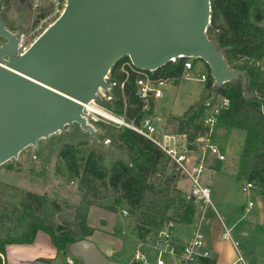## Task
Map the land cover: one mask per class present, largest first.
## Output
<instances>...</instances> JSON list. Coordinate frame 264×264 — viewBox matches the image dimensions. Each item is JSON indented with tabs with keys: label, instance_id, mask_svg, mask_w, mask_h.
I'll list each match as a JSON object with an SVG mask.
<instances>
[{
	"label": "trees",
	"instance_id": "trees-1",
	"mask_svg": "<svg viewBox=\"0 0 264 264\" xmlns=\"http://www.w3.org/2000/svg\"><path fill=\"white\" fill-rule=\"evenodd\" d=\"M4 1L10 3V0ZM211 7L208 34L224 49L228 65L243 70L248 81L245 88L241 80L216 86L206 63L209 68L205 82L207 94L176 116L178 131L187 136L190 147L197 137L208 131L204 116L211 92H214L213 100L217 96L230 98L229 108L218 115L216 125L224 124L244 131L238 177L256 182L264 198V71L261 68L264 63V26L259 24L264 19V0H211ZM127 61L130 59L125 56L112 66L108 81L115 82L113 90L117 99L114 103L118 114H124L139 125L143 118L153 113L154 103L152 100L145 102L139 96L137 80L140 72L124 65ZM183 64L184 58L170 61L151 73L156 78L176 81L183 75ZM112 141L127 150L128 160L118 158L109 168L103 163V154L88 141L65 143L61 147L60 159L67 168L69 181H78L82 200H89L88 204L96 203L103 198L99 194L101 189H112L113 200L107 207L115 213L126 209V217L135 221L139 238L156 235L169 220L191 223L196 206L192 200H186L185 192L177 186L180 179L177 164L163 147L127 126L118 129L117 137ZM2 166H7L10 171L14 169L6 162ZM5 191L17 192L15 199L19 202L0 205V226L14 222L28 225L26 221L30 222L29 227L19 234L2 238L0 264L6 243H32L40 229L49 234L63 264H71L68 261L71 244L94 232V228L87 224L86 211L79 214L81 232L78 236L64 222L55 225L44 216L48 204L60 213L62 206L58 200L49 199L43 193L22 191L0 180V203L5 200ZM199 260L211 263L209 258ZM73 264L82 262L75 258Z\"/></svg>",
	"mask_w": 264,
	"mask_h": 264
},
{
	"label": "water",
	"instance_id": "water-1",
	"mask_svg": "<svg viewBox=\"0 0 264 264\" xmlns=\"http://www.w3.org/2000/svg\"><path fill=\"white\" fill-rule=\"evenodd\" d=\"M211 0H66L24 51L0 9V165L74 122L97 136L84 104L108 90L122 57L156 70L173 57L204 60L216 86L248 78L209 36ZM60 214L59 218H62Z\"/></svg>",
	"mask_w": 264,
	"mask_h": 264
},
{
	"label": "rangeland",
	"instance_id": "rangeland-1",
	"mask_svg": "<svg viewBox=\"0 0 264 264\" xmlns=\"http://www.w3.org/2000/svg\"><path fill=\"white\" fill-rule=\"evenodd\" d=\"M33 3L34 0H10V3L6 4L4 0H0V9L2 7V14L7 20L8 26L18 34L25 35L26 46H29L60 16L66 0H40V7L36 10ZM57 7L60 9L58 12H56ZM40 14H43L40 19L45 18L46 20L43 23L41 21L33 22V20L40 17ZM39 25L41 27L36 29ZM4 40L0 36V44ZM196 61L199 64L194 69L184 73L178 80H170L160 86L162 91L160 96L149 98L154 103L153 113L149 116L157 128L155 136L162 142L165 138H167L166 142H176L174 145L178 150L188 148L193 162L201 155V146L205 142L199 144L195 142L189 147L187 136L178 131L176 116L183 114L192 105L197 104L203 95L206 96L205 94H207L205 81L200 79V73H208L209 68L204 60L196 59ZM213 94L214 92H211L209 99L213 98ZM108 95H111V99H107ZM219 98L220 96H217L214 100L216 101ZM116 99L113 86L110 87L109 84L108 90L99 92L96 103L104 107L109 104V109L118 114V108L114 103ZM94 125L97 136L91 135L89 130L81 128L76 122L66 125L62 130L48 137L40 138L36 145H28L19 153L18 157L8 160L6 163L13 166V170L10 171L7 166L0 167V180L2 182L22 191L43 193L49 199L58 200L62 206L60 213L48 204L44 210V216L55 225L64 222L78 236L81 232L78 226L79 214H82L83 211L87 213L88 207L92 204H105V207L109 209L107 206L113 200V191L110 188H103L99 191L103 198L99 199L98 202L88 204L89 200L83 201L78 181H69L67 168L60 159L61 147L65 143L76 144L79 141H88L103 154V163L108 168L118 158L128 160L127 150L122 149L118 143L112 141L114 137H117L118 129L123 126L120 127L113 122L104 121L95 122ZM210 140L217 144L220 152L225 155V159L220 160L208 150L205 152V169L200 180L202 183H208L211 187V203L193 201L196 204L193 221L191 223L177 222L175 232L189 235L199 226L198 232L202 233L201 240L205 245L207 225L200 224L202 213L209 216H221L230 229L232 237L238 238L240 231L244 230L249 234L248 238L250 240L256 236L254 240H259L258 258H261V264H264V240H260V232L264 231V198L258 190L242 191L241 185L246 181V178L238 177L239 153L244 140V131L228 125L218 124L214 128ZM177 169L179 170L180 179L184 178L180 181L179 186L190 191L192 187L190 178L181 169L178 167ZM5 192V200L0 205L10 206V204L19 202L15 199L18 197L17 192ZM249 199L254 200L255 203L251 212H247L244 208ZM100 213L108 219L107 226L102 230H97L89 238L87 236L79 237L73 244L74 252L83 255L85 257L83 259L87 264H117L118 262L126 264L138 243L143 240L138 236L135 221L127 218L121 210L117 213L118 215L115 214V217L118 218V224L111 231L113 213L110 211ZM60 214L63 215L62 218H59ZM99 216L92 215L91 223L96 225ZM26 222L28 225L14 222L0 226V243L2 238L15 236L27 229L30 221L27 220ZM227 239L229 240V237ZM121 242L123 244L120 250ZM114 248L117 250L115 253H113ZM163 257L170 262L173 260L167 253H164ZM59 259V264H63L62 258ZM70 259L74 262L75 258Z\"/></svg>",
	"mask_w": 264,
	"mask_h": 264
},
{
	"label": "built area",
	"instance_id": "built-area-1",
	"mask_svg": "<svg viewBox=\"0 0 264 264\" xmlns=\"http://www.w3.org/2000/svg\"><path fill=\"white\" fill-rule=\"evenodd\" d=\"M34 9H38L40 7V0H34ZM65 7V3H64ZM63 7V9H64ZM60 9L56 8V12ZM42 16L38 17V19L33 20V22L41 21L43 23L46 19H40ZM41 27L39 25L36 27L38 29ZM20 41V50L24 51L28 46H26V40L24 34H19ZM184 58L183 64V74L187 73L189 70L194 69L199 62L196 61V57L191 56H178L173 57L171 61L175 62L178 59ZM127 64L131 69L138 70L140 72V76L137 80V92L139 96L147 102L150 97H158L162 94L160 86L165 84L167 81L172 79L169 78H156L152 76V70H139L131 63V61L124 62V65ZM261 68L264 71V63L261 64ZM208 78V73L201 72L200 79L206 82ZM110 87L115 84V82H109ZM109 89V87H108ZM107 99H111V95L107 96ZM230 98L225 96H220L216 101L213 99H208L206 101L207 109L204 116V124L208 126V131L205 135L199 136L196 138V143L199 144L201 142H205L201 146V155L195 160V162L191 165L189 160L191 158V153L189 154V149L186 148L184 150H178L175 143L172 142H164L160 141L155 133L157 128L155 124L152 122L150 116H146L142 119L141 124L137 125L133 121L128 120L125 115L116 114L108 107H104L98 105L96 101H92L99 109L91 110L87 106L88 104H84L83 115L87 119V122L91 123L93 126L95 122H113L117 126H127L130 127L146 137L152 139L159 145L163 147V149L172 157V159L176 162L177 167L182 170V172L190 178L192 182V187L189 192L185 193L186 200H198L205 203H211V188L209 185L201 182L200 177L202 172L205 169L204 159L205 152L208 150L211 154L217 156L220 160L225 159V155L220 152L219 147L214 142H211L210 136L212 135L214 128L217 123V117L222 112V110L229 108L230 106ZM241 189L244 192H250L252 189L258 190L260 192V186L254 182L246 179L244 183L241 185ZM254 200L249 199L245 203V209L249 211L254 206ZM122 213L126 216L128 215V211L126 209H122ZM203 218H205L203 216ZM175 221L169 220L166 222L164 228L158 230L157 234L150 237H145L141 242L138 243V246L132 252L128 262L126 264H171L168 260L164 259L163 254L167 253L175 260V264H186L187 262L199 260L200 258H210L211 253L203 248L202 243V233L196 232L194 236H192L185 243L176 245L172 242V229L175 226ZM227 236H230L229 232L225 233ZM154 238L156 242L152 246V250L147 248L146 242L150 239ZM68 261L73 264L72 259H68ZM231 264H247L244 256L237 250L236 260Z\"/></svg>",
	"mask_w": 264,
	"mask_h": 264
},
{
	"label": "crops",
	"instance_id": "crops-1",
	"mask_svg": "<svg viewBox=\"0 0 264 264\" xmlns=\"http://www.w3.org/2000/svg\"><path fill=\"white\" fill-rule=\"evenodd\" d=\"M263 21L264 19L259 22V24L262 26H264ZM263 61H264V57H263ZM166 139L167 138H165L164 140ZM194 162L191 161L190 158L189 163L192 165ZM183 179L184 178L178 181L177 186L185 193H187L189 192V190L183 189L182 187L179 186L180 181ZM204 184L209 185L208 183H204ZM251 209L249 211H247L246 209L245 210L247 212H251ZM102 211H110L113 213V220L111 222V231H113L114 227L117 226L118 218L115 217V214L117 213L107 209L105 207V204L102 205L92 204L88 207L87 224L93 227L95 231L92 235L87 236L88 238L93 236L97 230H102L107 226L108 219L105 217V215H102L100 213ZM98 214L101 215L99 216ZM92 215L99 216L96 220V225H94L90 221ZM203 216L205 218H203ZM200 224L207 225L206 226L207 239L205 240V245L203 243V248L207 249L211 253V256L209 258L211 263L195 260V261L187 262L186 264H231L236 260L238 249L244 256V259L247 264L262 263L261 261L262 259L258 258L259 240L258 241L254 240L256 236L250 240L248 238L249 234L246 232V230H244V231H240L238 238L232 237L230 233V229L226 226L224 219L221 216H216V215L209 216L206 213H202ZM198 230H199V226L192 234L186 235L185 233L182 234L178 231L175 232V226H174V228L172 229V242L176 245L185 243L192 236H194V234L198 232ZM226 231L229 232L230 236H227L225 234ZM260 235H261L260 240H264L263 230L260 232ZM227 237H229V240L227 239ZM155 242L156 240L154 238L147 241L146 242L147 248L149 250H152V246L154 245ZM73 244H71L70 246L71 254L68 256V258H77L81 260L82 264H87L86 261L83 259L85 258L83 255H81L79 252H74ZM122 244L123 243L121 242V246L119 248L120 250L122 249ZM116 251L117 250L114 248L113 253H115ZM110 255L112 256V254ZM2 256H3V264H59L60 262L59 258H61L57 253L56 247L52 244L49 234L41 229L37 231L35 240L32 243H7L5 245V254H2ZM172 259L173 260L171 262L170 261L168 262H170L171 264H175L174 258ZM117 264H122V263L118 262Z\"/></svg>",
	"mask_w": 264,
	"mask_h": 264
},
{
	"label": "bare ground",
	"instance_id": "bare-ground-1",
	"mask_svg": "<svg viewBox=\"0 0 264 264\" xmlns=\"http://www.w3.org/2000/svg\"><path fill=\"white\" fill-rule=\"evenodd\" d=\"M88 107H89V109H91V110H98L99 108L96 106V105H94L93 103H89L88 105H87Z\"/></svg>",
	"mask_w": 264,
	"mask_h": 264
}]
</instances>
